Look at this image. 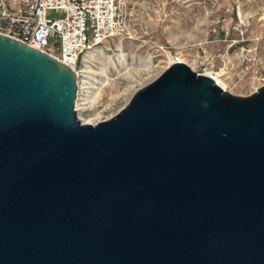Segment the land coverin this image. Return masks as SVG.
I'll return each instance as SVG.
<instances>
[{
    "label": "water",
    "instance_id": "water-1",
    "mask_svg": "<svg viewBox=\"0 0 264 264\" xmlns=\"http://www.w3.org/2000/svg\"><path fill=\"white\" fill-rule=\"evenodd\" d=\"M76 81L0 35V264H264V85L175 62L91 125Z\"/></svg>",
    "mask_w": 264,
    "mask_h": 264
},
{
    "label": "rangeland",
    "instance_id": "rangeland-1",
    "mask_svg": "<svg viewBox=\"0 0 264 264\" xmlns=\"http://www.w3.org/2000/svg\"><path fill=\"white\" fill-rule=\"evenodd\" d=\"M127 4L125 32L78 59L74 108L81 123L113 117L175 62L216 76L232 95L246 97L264 85V0Z\"/></svg>",
    "mask_w": 264,
    "mask_h": 264
},
{
    "label": "built area",
    "instance_id": "built-area-1",
    "mask_svg": "<svg viewBox=\"0 0 264 264\" xmlns=\"http://www.w3.org/2000/svg\"><path fill=\"white\" fill-rule=\"evenodd\" d=\"M127 0H0V35L76 71L78 59L127 28ZM56 16L48 19L46 14Z\"/></svg>",
    "mask_w": 264,
    "mask_h": 264
},
{
    "label": "bare ground",
    "instance_id": "bare-ground-1",
    "mask_svg": "<svg viewBox=\"0 0 264 264\" xmlns=\"http://www.w3.org/2000/svg\"><path fill=\"white\" fill-rule=\"evenodd\" d=\"M205 75H208V76H210V77H212L215 81H216V83L222 88V89H224L225 90V85L216 77V76H213V75H211V74H205Z\"/></svg>",
    "mask_w": 264,
    "mask_h": 264
}]
</instances>
